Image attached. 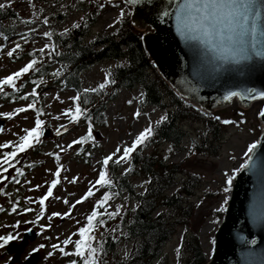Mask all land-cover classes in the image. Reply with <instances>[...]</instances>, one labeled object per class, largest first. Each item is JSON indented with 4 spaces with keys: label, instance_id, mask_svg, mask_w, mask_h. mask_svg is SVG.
Returning <instances> with one entry per match:
<instances>
[{
    "label": "trees",
    "instance_id": "obj_1",
    "mask_svg": "<svg viewBox=\"0 0 264 264\" xmlns=\"http://www.w3.org/2000/svg\"><path fill=\"white\" fill-rule=\"evenodd\" d=\"M27 1L36 6V12L42 19L41 24L44 22L50 27L65 23L69 15L75 12L80 14L79 20L65 30H57L54 27L47 30L46 34H50L46 35L47 52L24 50V58L29 59L24 67L31 61H36L33 69L24 74V78L46 79L47 84H55L63 91L68 90L73 93L74 111L77 106L81 109L75 123L81 120L87 125L88 131L76 140L83 139L84 142L75 143L81 147L75 156L82 157V148L89 145L88 152L97 149L89 131L96 125H104L103 112L106 105L123 89H138L140 104L143 107L164 112L163 119L152 127L151 136L129 156L127 168L109 161L107 166L102 162L94 171L90 186L82 196V200L87 203V210L76 223L75 240L67 252L75 251L74 242L80 239L79 229L87 225V217L95 210L98 215L94 220L95 229L90 234L94 237L92 247L97 250L96 264H169L164 256V248L178 226L184 229L177 249V264H206L208 255L199 242L197 232L192 231L190 225L194 214L190 201L202 189V176L184 165L172 163L162 157L157 147L168 146L175 155L186 152L187 155L214 158L223 144L226 125L242 120L244 110L235 111L238 115L235 120L225 116L226 110L208 113L175 93L148 58L142 43V32L131 25L128 7L123 5L114 29L106 33L91 34L99 20V11L102 8L99 2ZM110 5L121 6V3L114 2ZM3 6L0 8V38L4 40L9 37V33L3 25L18 21L19 15L10 5ZM20 57L22 55H15L13 60ZM102 62H113L106 72L108 80L111 81L106 84L108 92L101 95L100 85L95 87L94 91L84 90L83 74ZM19 85L15 84V89L10 86L3 87L0 100L29 103L33 97L27 94L20 97L21 87L17 88ZM26 85L24 81V90ZM77 97L79 99L74 100ZM32 110L39 111V104H33ZM187 123L197 124L201 130L195 136H189L185 127ZM39 142L32 141L31 150L36 148ZM185 143H188V146ZM20 153L15 157V164L8 168L5 178L0 180V198L4 191L1 188L3 183L14 182L17 173H20L18 180L21 179ZM58 169L59 176H56ZM61 171L62 166L55 163L54 181H59ZM101 171L105 172L108 180L103 186L96 184ZM227 185L230 186L229 183ZM90 190L92 194L88 195ZM105 196L108 199L98 206ZM118 203H126V207L122 209ZM224 208L225 203L211 211L210 216L215 224L222 220ZM121 248L125 251L124 254H121ZM61 261L59 264H72L73 261L83 264L82 259L75 255H64Z\"/></svg>",
    "mask_w": 264,
    "mask_h": 264
},
{
    "label": "rangeland",
    "instance_id": "obj_2",
    "mask_svg": "<svg viewBox=\"0 0 264 264\" xmlns=\"http://www.w3.org/2000/svg\"><path fill=\"white\" fill-rule=\"evenodd\" d=\"M99 3L102 6L99 20L91 34L106 33L114 29L123 8L122 4L111 6L110 3L101 1ZM4 4L10 5L19 15V19L3 25V28H7L9 37L4 40L0 38V80L20 71L28 62L29 59L24 58V50L47 52L48 29L54 27L57 30H65L80 18V14L75 12L69 15L65 23L50 27L47 23L41 24L42 19L36 12V6L30 5L27 0H0V5ZM140 31L143 33V30ZM17 45L23 48L19 49ZM13 49H15L13 55L9 56L7 53ZM19 54L22 57L13 60V56ZM112 65V62H102L87 70L82 76V88L93 90L98 85H104L107 68ZM24 81L27 84L25 90ZM47 83L46 79L37 77L28 80L24 78V74L15 80L16 85L20 84L17 88L21 87L20 97L35 91L36 95H31L33 98L29 103L31 105L38 103L39 111L28 108L30 104L24 101L0 100V120L4 122L0 145H9L7 148H0V160L3 159L4 154L14 149L21 137L26 135L25 130L35 127L37 120L42 122L43 133L36 148L26 149L20 153L21 179L18 180V175L14 182L3 183L1 188L4 191L0 198V236L18 234L20 238L10 243L20 244L24 233L33 229L36 238L27 242L16 260H12L14 253H7L8 245L0 248V264H22L33 253L38 255L35 264L61 263V257L64 255L57 248H53V245H58L65 252L70 250L71 243L64 246L62 242L69 237L72 242L75 240L76 223L87 210V203L82 200V196L90 186L94 171L109 156H112L113 163L119 160L124 148L131 147L145 129L152 128L164 117L163 111L143 107L140 104L138 89L132 91L123 89L106 105L103 112L104 125H96L89 131L97 144V149L88 152L89 145L82 148V157H77L75 155L81 147L75 145L74 141L86 134L87 125L81 120L75 123L69 115H65L69 110L74 112L73 93L68 90L63 91L55 84ZM106 92H108L106 86L101 88V95ZM263 107L264 100L253 102L248 109H243L242 120H237L238 115L235 111L242 108L235 99L222 109L226 110V117L237 121L236 124L226 125L223 144L219 154L214 158L187 155L186 152L175 155L168 146L157 147L162 157L172 163L184 165L190 171L202 176V189L190 201L194 207L190 225L191 230L197 232L199 242L208 258L213 247V235L219 225L213 222L210 213L226 203L230 188L227 184L245 163L248 149L258 140L262 131L259 113ZM20 108L27 110L19 112ZM216 111L221 112L220 109ZM4 114H10L11 119ZM185 127L189 136H195L201 130L199 125L192 123L185 124ZM185 145L188 146V143ZM150 151L151 149L148 150ZM16 161L17 159L14 158L10 165L4 167L8 170ZM55 163L62 166L60 179L52 188V195L44 201L43 215L36 223H32L41 213V205L38 201L46 196L54 181ZM115 164L127 168L129 157L127 161ZM6 172L0 168V180L5 178ZM77 201L81 202L77 203ZM118 204L122 209L126 207V203ZM28 209L31 211H26ZM69 213L70 215H66ZM183 229L182 226H178L164 248V256L167 257L169 264H177L176 247ZM120 252L125 253L123 248Z\"/></svg>",
    "mask_w": 264,
    "mask_h": 264
},
{
    "label": "water",
    "instance_id": "obj_3",
    "mask_svg": "<svg viewBox=\"0 0 264 264\" xmlns=\"http://www.w3.org/2000/svg\"><path fill=\"white\" fill-rule=\"evenodd\" d=\"M96 1H120L131 9L133 27L149 29L141 37L144 50L161 78L185 101L212 112L227 107L234 99L243 109L264 100L248 98V90L264 93V56L233 63L223 59L228 54L222 53L219 46L213 52L199 41L186 42L176 26L175 10L180 0ZM232 92L240 95L226 100ZM259 121L262 131L254 143L256 148L232 177L206 264H264V116L259 115ZM3 126L0 120V134ZM35 238V231L29 229L20 244H8L7 253L15 254L12 260ZM37 256L31 254L22 264H35Z\"/></svg>",
    "mask_w": 264,
    "mask_h": 264
},
{
    "label": "snow or ice",
    "instance_id": "obj_4",
    "mask_svg": "<svg viewBox=\"0 0 264 264\" xmlns=\"http://www.w3.org/2000/svg\"><path fill=\"white\" fill-rule=\"evenodd\" d=\"M129 2H134V0H129ZM3 7V5H0V8ZM169 14L170 13L167 12L165 13V15ZM175 18L177 31L186 42L199 41L200 43L207 45L208 50L213 52H215L219 46L222 53L228 54L223 56L224 60L230 59L233 63H240L241 61L251 60L253 56H264V47H262L264 46V0H180L175 10ZM74 27H76V25H74ZM17 48H19V45H17ZM13 51H15V49L9 51L7 54L12 56ZM35 64L36 61L33 60L20 71L3 80H0V92L3 91L4 86H10L15 89V80L32 70ZM109 82L111 81L108 80V76L106 75L105 84L100 85V87H105ZM30 95L35 96V91H33ZM237 95L240 94L232 92L227 95L225 99L230 100L233 96ZM23 98L27 99V97ZM248 98L264 99V93L256 94L252 90H248ZM78 99V97L74 98V100ZM32 107L33 105H28V108ZM26 110L27 109L25 108H20L18 111L23 112ZM80 112L81 109L77 106L74 112L69 110V112H66L65 115H69L74 121L78 119ZM4 115H7L8 118L11 119L10 114ZM137 115H139V113H137ZM259 115L264 116V110H261ZM223 123L227 124L230 123V121H223ZM41 129L42 122L37 120L35 127L31 130H25L26 135L21 137L19 143L14 147V150L10 153L4 154L3 159L0 160V168L7 171V168H5L4 165H10L11 161L18 153L24 152L27 148L32 147V141L39 142V138L43 134ZM152 131L153 129L151 127L145 129V131L136 138L131 147L123 149V155L119 158V160L115 161V163L127 161L130 153H132L138 146L144 144L151 136ZM83 142V139H81L80 141H75L74 143ZM7 147H9L8 144L0 145V148ZM255 148L256 145L253 144L248 149V152L251 153ZM117 151H119V149ZM111 160L112 156H109L104 159L103 164L107 166ZM17 174L19 175L20 173ZM55 175L59 176V169ZM57 182L58 181H53L46 196L38 201L41 205V213L37 217V220L32 221V223H36L43 215L44 201L48 198V196L52 195V188L56 186ZM107 183L108 180L106 179V174L104 171H101L96 184L103 186ZM229 183H231V181H229ZM91 194L90 190L88 195ZM107 199L108 197L105 196L99 202L98 206L102 205ZM80 202L81 201H77V203ZM65 203H67V201H65ZM13 211H15V208H13ZM26 211H31V209ZM66 215H70V213ZM97 215L98 213L94 210L87 217V225L79 229L78 234L80 239L74 242V252H65L64 249L58 245H53V248H57L65 256L75 255L81 258L83 264H96L97 250L92 247L94 237L90 233L95 229L94 220ZM99 223L102 224L103 221H99ZM13 227H15V225ZM19 238L18 234L0 236V248L5 247L11 241ZM62 243L64 246H67L73 242L71 237H69ZM49 255H51V253H49ZM72 264H76V261H73Z\"/></svg>",
    "mask_w": 264,
    "mask_h": 264
}]
</instances>
